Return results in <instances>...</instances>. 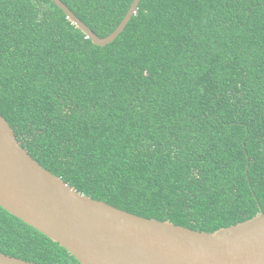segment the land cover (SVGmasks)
Wrapping results in <instances>:
<instances>
[{
    "label": "trees",
    "instance_id": "1",
    "mask_svg": "<svg viewBox=\"0 0 264 264\" xmlns=\"http://www.w3.org/2000/svg\"><path fill=\"white\" fill-rule=\"evenodd\" d=\"M100 37L134 0H62ZM0 114L77 192L215 231L264 212V0H141L96 45L53 0H0ZM0 253L79 264L0 205Z\"/></svg>",
    "mask_w": 264,
    "mask_h": 264
},
{
    "label": "water",
    "instance_id": "2",
    "mask_svg": "<svg viewBox=\"0 0 264 264\" xmlns=\"http://www.w3.org/2000/svg\"><path fill=\"white\" fill-rule=\"evenodd\" d=\"M53 1L94 44L105 46L123 32L141 0L106 37L62 0ZM0 205L60 243L79 264H264V212L209 232L93 199L34 159L1 114ZM0 264L39 263L0 253Z\"/></svg>",
    "mask_w": 264,
    "mask_h": 264
}]
</instances>
